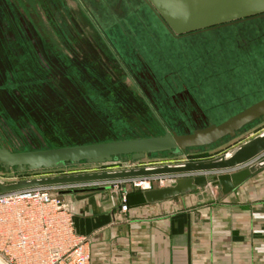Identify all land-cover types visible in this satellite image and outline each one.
<instances>
[{"label":"rangeland","instance_id":"374dc122","mask_svg":"<svg viewBox=\"0 0 264 264\" xmlns=\"http://www.w3.org/2000/svg\"><path fill=\"white\" fill-rule=\"evenodd\" d=\"M0 27V144L9 151L154 136L164 128L186 133L264 97V15L174 37L144 0H0ZM134 73L158 88L152 98ZM263 129L258 118L234 137L180 154L24 172L0 167V179L205 159ZM126 187L127 195L141 190ZM51 191L67 201L71 195Z\"/></svg>","mask_w":264,"mask_h":264},{"label":"water","instance_id":"95a60500","mask_svg":"<svg viewBox=\"0 0 264 264\" xmlns=\"http://www.w3.org/2000/svg\"><path fill=\"white\" fill-rule=\"evenodd\" d=\"M163 25L173 35L201 32L264 15V0H145ZM264 120V97L218 123L177 134L164 128L154 136L125 138L63 145L57 147L9 151L0 145V166L16 172L59 168L81 161L104 163L142 159L147 154L170 151L182 153L186 148L207 146L236 132L255 119ZM264 170V129L249 139L205 159L153 163L110 169L0 179V194L35 187L60 188L58 192L82 193L106 189L110 181L168 178L163 187L142 190L147 203L174 199L206 186L220 187L222 194L234 190L245 179ZM94 184L90 187H76ZM66 187V188H64ZM0 264H7L0 257Z\"/></svg>","mask_w":264,"mask_h":264},{"label":"crops","instance_id":"0c3cea01","mask_svg":"<svg viewBox=\"0 0 264 264\" xmlns=\"http://www.w3.org/2000/svg\"><path fill=\"white\" fill-rule=\"evenodd\" d=\"M106 190L67 197L76 233L90 239L88 264H264V170L227 194L206 186L125 213Z\"/></svg>","mask_w":264,"mask_h":264},{"label":"built area","instance_id":"2783aa9c","mask_svg":"<svg viewBox=\"0 0 264 264\" xmlns=\"http://www.w3.org/2000/svg\"><path fill=\"white\" fill-rule=\"evenodd\" d=\"M167 180H115L107 186L117 192L118 210L125 213L127 185L145 190L154 184L163 187ZM53 189L58 192L60 188L35 187L0 194V257L7 264H88L90 239L76 233L74 209Z\"/></svg>","mask_w":264,"mask_h":264},{"label":"flooded vegetation","instance_id":"af4514ba","mask_svg":"<svg viewBox=\"0 0 264 264\" xmlns=\"http://www.w3.org/2000/svg\"><path fill=\"white\" fill-rule=\"evenodd\" d=\"M6 12H5V14H4V17L6 18V20L8 21V18L10 17L11 18V16H10V14H9V11L8 10H5ZM2 14V13H1ZM18 15V18H19V21H20V24L21 25H23L24 26V22H25V19H23V17L22 16H20L19 14H17ZM165 27V26H164ZM220 27V26H219ZM1 28V27H0ZM166 28V27H165ZM215 28H217V27H215ZM211 29H213V28H211ZM166 30L169 32V30L166 28ZM205 31V30H204ZM202 32V31H201ZM170 33V32H169ZM195 33H197V32H192V33H187V34H183V35H173L172 33H170L172 36H174V37H180V36H185V35H191V34H195ZM20 38L18 37V40H19ZM17 44H21V43H18L17 42ZM18 60V59H17ZM134 76H135V81L140 85V87L143 89V91L145 92V94L147 95V96H149V98H152V93L154 92V90L157 92V90H158V88L157 87H155L154 86V90H152L151 89V85H147L146 83V81L143 79V78H145L146 76L145 75H143V74H138V76L134 73ZM148 78H149V81L150 82H152V83H155L153 80L151 81V79H150V77L148 76ZM148 81V82H149ZM144 82V83H143ZM153 88V87H152ZM178 96V95H177ZM177 96H172V98H175V97H177ZM179 97L180 98H184V97H186V93L184 92V93H180L179 94ZM187 98V97H186ZM1 145V144H0ZM5 148V147H4ZM50 148V147H49ZM38 149H43V148H38ZM30 150H34V149H30ZM22 151H25V150H22ZM15 152H17V151H15ZM1 167V166H0ZM1 168H3V167H1Z\"/></svg>","mask_w":264,"mask_h":264},{"label":"trees","instance_id":"16d2710c","mask_svg":"<svg viewBox=\"0 0 264 264\" xmlns=\"http://www.w3.org/2000/svg\"><path fill=\"white\" fill-rule=\"evenodd\" d=\"M14 8H16V7H14ZM11 10L13 12H15L13 9H11ZM127 200H128V206H130L131 204H139V203L144 202V198H143V195H142V191L141 190H138V189L131 191L127 195Z\"/></svg>","mask_w":264,"mask_h":264}]
</instances>
